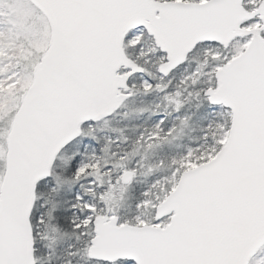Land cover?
<instances>
[{
  "label": "snow or ice",
  "instance_id": "6c2138e0",
  "mask_svg": "<svg viewBox=\"0 0 264 264\" xmlns=\"http://www.w3.org/2000/svg\"><path fill=\"white\" fill-rule=\"evenodd\" d=\"M0 264H264V0H0Z\"/></svg>",
  "mask_w": 264,
  "mask_h": 264
}]
</instances>
